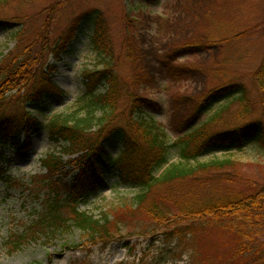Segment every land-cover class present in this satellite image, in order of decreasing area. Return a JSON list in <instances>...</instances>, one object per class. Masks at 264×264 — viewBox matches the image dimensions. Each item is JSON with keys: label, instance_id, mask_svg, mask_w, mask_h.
<instances>
[{"label": "rangeland", "instance_id": "374dc122", "mask_svg": "<svg viewBox=\"0 0 264 264\" xmlns=\"http://www.w3.org/2000/svg\"><path fill=\"white\" fill-rule=\"evenodd\" d=\"M59 4L57 12L51 15L54 18L49 28L51 41L75 15L96 6L103 11L115 68L133 89L134 103L143 110V117L156 121L170 144L222 109L220 102L200 109L197 101L210 89L228 82L244 84L250 111L243 115L241 106L232 102L225 112H220L211 128L219 131L264 119V94L253 76L264 63V0L11 2L0 8V20L12 23L0 25V53L5 55L17 48L11 35L21 25V19L25 35L31 37L49 12L47 8ZM81 27L78 39L52 74V81L63 93L47 96L44 105L34 109L40 126L30 134L31 149L23 156L7 147L4 152V162L0 164V264H219L233 258L234 240L215 229L200 235L193 247L183 237L180 241H168L156 236L157 232L149 233V218L144 211H124L137 190L122 185L112 172L97 184L94 193L77 200L76 207L94 217L107 210L111 214L108 230L118 227L122 236L104 243L97 237L91 240L89 234L70 226L71 203L66 197L68 191L61 186L66 184L71 188V175H68L60 184L64 189L57 195L60 200L57 214L69 221L66 227L53 230L47 238L40 235L19 250L8 251L5 243L10 233H26L36 221L42 218L50 221L54 215L46 211L54 191L46 190L43 183L36 185L32 177L45 172L40 159L59 149L48 139L47 117L68 112L76 105L85 92L84 69L97 64L89 44L90 24ZM28 107L33 108L29 104ZM119 148L117 143H108L112 155ZM169 152V161H177L176 148L171 147ZM216 156L236 160L245 174L264 183V151L247 145L241 151L220 152ZM72 169L68 167L67 171ZM256 242L258 249L264 248V239ZM243 256L241 261L255 255Z\"/></svg>", "mask_w": 264, "mask_h": 264}, {"label": "trees", "instance_id": "16d2710c", "mask_svg": "<svg viewBox=\"0 0 264 264\" xmlns=\"http://www.w3.org/2000/svg\"><path fill=\"white\" fill-rule=\"evenodd\" d=\"M17 1L28 0H0V8ZM59 6L47 8L49 12L31 37L25 35L21 19L11 35L17 48L5 55L0 53V163L4 162L6 147L22 156L31 149L30 134L40 126L34 109L44 105L47 96L63 93L52 81V74L56 62L78 39L84 23L90 24L89 44L98 60L83 71L85 92L76 105L68 112L48 116L45 124L49 141L59 149L40 159L45 172L32 179L36 185L43 183L46 190L54 191L46 209L54 215L50 221H36L26 233H10L5 243L8 251L19 250L40 235L50 237L53 230H63L70 219V226L89 234L91 240L97 237L107 243L122 236L118 227L108 230L111 214L107 210L94 217L76 209L77 200L94 193L97 184L112 172L122 185L137 190L124 211H144L149 218V233L157 232L156 236L168 241L183 237L193 247L200 235L215 229L235 243L234 257L219 264H264V248L255 245L257 239H264V183L245 174L236 160L216 156L241 151L247 145L263 152L264 119L219 131L211 128L232 102L241 106V114L249 113L244 84L228 82L207 91L197 101V108L220 102L222 109L170 144L156 121L143 117V110L134 103L133 89L115 68L103 11L96 6L75 15L51 41V15ZM11 24L0 20V25ZM253 76L264 94V63ZM126 111L129 113L124 115ZM113 142L120 147L115 155L108 149V143ZM171 147L176 148L177 161H169ZM68 167H73L71 172ZM68 175L71 188L66 184L61 185L66 189L60 188ZM62 189L68 191L66 197L71 203L69 221L57 214V195ZM246 253L255 256L241 261Z\"/></svg>", "mask_w": 264, "mask_h": 264}]
</instances>
